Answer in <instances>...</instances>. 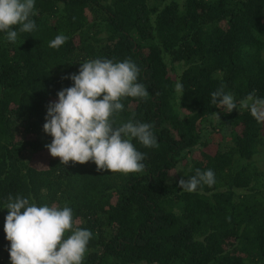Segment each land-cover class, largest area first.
Masks as SVG:
<instances>
[{
    "label": "trees",
    "instance_id": "obj_1",
    "mask_svg": "<svg viewBox=\"0 0 264 264\" xmlns=\"http://www.w3.org/2000/svg\"><path fill=\"white\" fill-rule=\"evenodd\" d=\"M35 10L34 31L14 43L0 33V264L10 195L71 207L74 227L93 233L83 264H264V114L211 104L221 86L237 102L264 97V0H36ZM59 34L66 43L49 47ZM97 58L137 64L149 95L123 98L115 126L152 124L158 146L133 140L140 173L59 158L35 167L29 154L52 142L47 105ZM196 169L215 183L181 190Z\"/></svg>",
    "mask_w": 264,
    "mask_h": 264
},
{
    "label": "clouds",
    "instance_id": "obj_2",
    "mask_svg": "<svg viewBox=\"0 0 264 264\" xmlns=\"http://www.w3.org/2000/svg\"><path fill=\"white\" fill-rule=\"evenodd\" d=\"M35 4L36 0H0V33L8 42L14 43L20 33L35 30ZM67 40L66 35L59 34L49 47L58 49ZM79 65L78 73L67 77L72 86L60 90L57 101L47 105L43 131L52 142L45 147L61 164L91 161L98 171L142 172L145 154L133 140L146 148L158 146L154 125L130 119L115 126L114 119L124 110L123 98L149 95L144 84L137 82L140 69L131 59L97 58ZM175 87L178 93L183 92L181 83ZM211 104L226 114L241 109L253 116L264 114V97L257 96L255 90L237 102L221 86L211 93ZM214 183L212 169H196L189 179L179 180V187L195 192L201 185ZM6 210L4 232L10 242V264H83L93 233L74 227L71 207L38 206L30 198L10 195Z\"/></svg>",
    "mask_w": 264,
    "mask_h": 264
},
{
    "label": "rangeland",
    "instance_id": "obj_3",
    "mask_svg": "<svg viewBox=\"0 0 264 264\" xmlns=\"http://www.w3.org/2000/svg\"><path fill=\"white\" fill-rule=\"evenodd\" d=\"M49 159H54V157L50 155L48 150H44L35 154H29L28 156L29 162L38 168L43 167Z\"/></svg>",
    "mask_w": 264,
    "mask_h": 264
}]
</instances>
